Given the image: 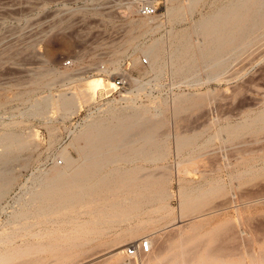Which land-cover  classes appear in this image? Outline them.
I'll list each match as a JSON object with an SVG mask.
<instances>
[{
	"label": "rangeland",
	"instance_id": "1",
	"mask_svg": "<svg viewBox=\"0 0 264 264\" xmlns=\"http://www.w3.org/2000/svg\"><path fill=\"white\" fill-rule=\"evenodd\" d=\"M68 1L0 0V134L19 133L26 141L14 150L0 145L4 157L0 169L15 177L9 192L0 198V227L17 208L14 200L22 194V187L56 162L61 165L59 151L70 145L86 123L108 115L106 110L113 99L119 106L117 114L129 111L122 107L128 101L120 100L121 94L127 93L135 104L148 106L151 114L158 112L156 117L163 120L157 128L158 137L168 139L170 146L163 165L172 212L169 220H160L162 224L167 220V226L148 225L138 236L154 237L151 249L158 252L195 221L201 223V233L216 227L212 241L216 237L214 242L227 248L230 257L248 247H264V138L256 140L251 132L244 131L240 140L232 142L221 135L190 163L194 169L190 175L179 171L175 149L179 135L198 131L196 144H202L204 138L216 134L220 124L241 122L264 108V0H159L156 14L130 17L111 11V4L117 0ZM173 6L184 7L181 20H172L168 9ZM229 9L239 16L243 13L248 20V26L238 30L235 43L234 25L224 26L222 37L220 27L208 26ZM142 18L147 26L138 27ZM181 31L189 32L188 45L205 55L221 48L216 58H204L192 69L180 70L174 36ZM157 39L162 52L159 61L152 63L146 47ZM64 42L69 45L64 46ZM49 47L58 53L50 55ZM143 56L146 62L141 61ZM68 57L72 65L62 63ZM41 73L43 81L33 83L32 78ZM118 73L127 78V88L110 91ZM83 92L87 96L78 101L77 95L81 97ZM176 95H188L180 111L174 110ZM67 97L74 100L73 109H58L57 100ZM165 100L166 105L160 107ZM184 150L183 154L193 153L192 147ZM70 152L77 157L74 149ZM224 163L228 167H221ZM211 177L221 178L227 190L215 194L202 209L218 207V211H202L206 218L197 214L180 218L179 180L185 178L186 184L196 185ZM76 211L70 214L76 217ZM41 212L39 207L29 206L28 218L22 221L33 223V216L38 215L41 221L36 225L40 228L66 224L63 220L67 216L62 212ZM47 215L62 221H42ZM130 223L121 222L117 227ZM26 238L34 240L28 233L17 242ZM101 249L74 264H103L110 251L105 246Z\"/></svg>",
	"mask_w": 264,
	"mask_h": 264
},
{
	"label": "bare ground",
	"instance_id": "2",
	"mask_svg": "<svg viewBox=\"0 0 264 264\" xmlns=\"http://www.w3.org/2000/svg\"><path fill=\"white\" fill-rule=\"evenodd\" d=\"M183 9L182 6L169 8L172 20H181ZM243 15L239 16L236 10L229 9L219 20L210 22L208 26L220 27L219 34L222 37L226 32L224 26L234 25L237 32L234 33L232 42L235 43L239 40L238 30L248 26V20ZM138 25L147 26L145 18ZM188 34L187 31H181L174 36L178 42L175 53L180 70L192 69L201 59L216 58L221 49L205 55L188 45ZM63 45L68 46L69 43L64 42ZM146 48L152 63H157L162 52L160 39L151 42ZM49 52L54 56L58 50L49 47ZM32 79L33 83H40L43 81V74ZM82 94L81 97L77 95L78 101L87 96L84 92ZM127 97V93H122L120 100L128 101L122 107L130 108L129 111L117 114L119 106L113 99L106 110L108 115L94 118L83 125L70 145L59 151L61 165L56 162L48 170L36 174L30 184L22 187V194L14 200L17 208L11 206L13 212L0 227V264H74L80 258L101 252L104 246L110 253L107 252L103 264H264V247H259V250L251 247L240 249L241 253L234 258L230 257L226 254L227 248L217 244L218 241L214 242L216 237L212 241L217 232L216 227L201 233L198 230L201 223L194 220L188 227L178 231L176 237L170 238L168 245L158 252L151 249L148 254L145 253L146 259L137 256L134 257L136 261L133 258L126 260L124 244L138 238L148 225L151 228H164L167 220L163 224L160 220L166 219L172 212L167 202L171 192L166 183L168 175L163 165L170 146L168 139H161L157 134V128L162 125L163 120L156 117L158 112L151 114L148 106L137 105L133 102L134 98ZM187 97L188 95L174 97L175 111H180L186 105ZM56 103L58 109L63 110L73 109L75 106L74 100L68 97L59 98ZM166 103V100L161 101L160 107ZM35 104L33 102L32 105ZM36 105L37 108H42L39 103ZM244 131L251 132L256 140L264 138V108L241 122L220 124L216 134L204 138L202 144H196L198 131L191 135H179L175 144L179 171L190 175L194 171L190 163L208 150L205 148L213 139L226 135L228 140L234 142L241 139ZM25 142L19 133L7 132L0 136V145L7 150L21 147ZM188 147H192L193 153L186 151L183 154L182 151ZM70 149L76 151L77 157L71 154ZM1 155L0 159H3ZM228 165L224 163L221 167ZM5 173L7 172L0 169V198L9 192L15 178ZM236 176L232 175L231 178ZM179 181L180 218L184 219L192 214L204 217L207 214L202 211L210 210L208 214L218 211V207L207 208L205 211L202 208L215 194L227 190L226 183L221 178L211 177L196 185L186 184L185 178ZM32 205L39 207L42 214L62 212V215L67 216L63 220L66 224L51 227L44 225L40 228L36 225L40 220L38 215L33 216V223L23 222L22 219L28 218L27 207L31 208ZM76 209L78 214L75 217L70 213ZM54 218L56 216L47 215L42 221H62ZM121 222L131 223L117 227ZM172 222L173 220L170 224ZM112 229H115L112 235L107 236ZM28 233L34 240L26 238L21 240L22 243L17 242V238ZM221 238L223 240L226 237ZM39 239L42 241H38ZM149 239L153 248L155 239Z\"/></svg>",
	"mask_w": 264,
	"mask_h": 264
},
{
	"label": "built area",
	"instance_id": "3",
	"mask_svg": "<svg viewBox=\"0 0 264 264\" xmlns=\"http://www.w3.org/2000/svg\"><path fill=\"white\" fill-rule=\"evenodd\" d=\"M57 2L66 4L68 0H57ZM73 2V1H71ZM76 2V1H75ZM110 5V4H109ZM112 12L120 13L121 15L126 14L130 16H148L156 14L158 10L159 0H117L111 4ZM142 62H146L147 58L143 56ZM64 65H72V58L68 57L63 59ZM128 82L124 74H117L113 79V86L110 87V91L117 89L127 88ZM151 250V241L147 235L140 236L130 242L124 247V253L128 258H134L141 256Z\"/></svg>",
	"mask_w": 264,
	"mask_h": 264
}]
</instances>
